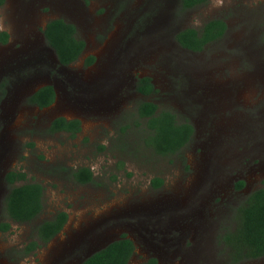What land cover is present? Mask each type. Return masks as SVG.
<instances>
[{"label": "rangeland", "instance_id": "obj_1", "mask_svg": "<svg viewBox=\"0 0 264 264\" xmlns=\"http://www.w3.org/2000/svg\"><path fill=\"white\" fill-rule=\"evenodd\" d=\"M56 18L73 23L87 43L69 66L43 34ZM217 18L227 32L202 52L176 39ZM0 31L10 35L0 44V222L11 170L45 187L39 222L60 210L69 215L62 232L29 256L22 249L36 224L0 231V264H80L123 234L137 247L130 264L151 257L235 264L221 237L235 228L246 196L264 186V0H210L187 11L179 0H7ZM144 76L152 77L154 96L136 91ZM44 85L55 87L57 104L29 105ZM148 100L193 123L194 138L180 155L157 156L140 140L134 122ZM59 117L80 120L81 132L50 134ZM125 124L131 128L121 135ZM78 167L91 168L95 181L78 184ZM155 177L162 187L153 188ZM239 180L246 182L241 191Z\"/></svg>", "mask_w": 264, "mask_h": 264}, {"label": "trees", "instance_id": "obj_2", "mask_svg": "<svg viewBox=\"0 0 264 264\" xmlns=\"http://www.w3.org/2000/svg\"><path fill=\"white\" fill-rule=\"evenodd\" d=\"M6 1L0 0V6H4ZM209 2L210 0H179L183 11L206 6ZM227 29V22L217 18L206 22L200 29L190 27L179 31L176 39L185 49L202 52L208 44L221 39ZM43 34L61 65L69 66L77 62L86 50L87 43L77 36L76 26L63 18L47 22ZM9 40V33L0 31V44H7ZM95 60V56H89L85 61L86 66L93 65ZM152 80L149 76L140 77L136 91L145 97L154 96L159 91ZM4 86V84L1 86L3 95L6 93ZM55 98L54 86L44 85L28 98V102L44 109L52 105ZM137 110L138 118L134 122L135 128L141 132L142 143L155 155H180L193 140L195 134L193 123L189 120L178 121V116L174 111H159L158 104L150 100L141 102ZM130 128V124L123 125L120 134L128 133ZM81 130L80 120H67L59 117L52 121L48 132L50 134L65 132L71 138H75ZM100 148L102 150L104 147ZM72 176L81 185L95 181L94 172L89 167H78L73 171ZM4 180L9 191L5 197V220L0 222V231L8 232L12 223L36 224L35 238L22 249L21 255L29 256L62 232L69 220V215L66 211L60 210L56 211L52 217L39 222L38 219L44 214L46 208L45 187L39 182L28 181L26 173L19 170L8 171ZM151 185L153 188H160L164 185V179L155 177L151 180ZM245 186L244 180L235 183V189L238 191L243 190ZM237 214L235 228H226V232L221 237V243L229 249V254L235 264L263 259L264 186L246 196L243 204L238 207ZM136 250L134 241L123 234L121 238L94 252L80 264H130ZM158 262L157 258L151 257L141 264H158Z\"/></svg>", "mask_w": 264, "mask_h": 264}, {"label": "flooded vegetation", "instance_id": "obj_3", "mask_svg": "<svg viewBox=\"0 0 264 264\" xmlns=\"http://www.w3.org/2000/svg\"><path fill=\"white\" fill-rule=\"evenodd\" d=\"M8 44V43H7ZM55 88V87H54ZM55 92H56V89H55ZM3 96V92H1L0 93V97H2ZM31 96V95H30ZM29 96V97H30ZM28 97V98H29ZM28 98H27V101H28ZM1 101V100H0ZM75 101V100H74ZM76 102V101H75ZM28 104H29V102H28ZM54 104H57V93H56V98H55V101H54V103L52 104V105H54ZM29 105H31V104H29ZM52 105H50L49 107H51ZM32 106H34V105H32ZM35 107H37V106H35ZM49 107H47V108H49ZM38 109H40L39 107H38ZM44 109H46V108H44ZM69 120V119H68ZM71 120H73V119H71Z\"/></svg>", "mask_w": 264, "mask_h": 264}]
</instances>
